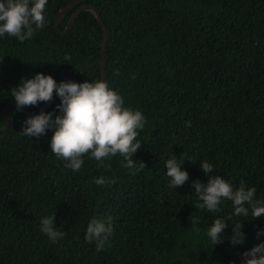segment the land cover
I'll return each instance as SVG.
<instances>
[{"label": "trees", "instance_id": "obj_1", "mask_svg": "<svg viewBox=\"0 0 264 264\" xmlns=\"http://www.w3.org/2000/svg\"><path fill=\"white\" fill-rule=\"evenodd\" d=\"M71 1L48 0L46 24L31 39L0 36V128L4 109L8 119L0 132V264H242V254L264 242L258 235L264 217L252 219L250 211L227 220L233 212L227 200L214 214L199 209L191 184L219 175L234 189L241 182L255 187V199L264 203V0L82 2L97 9L106 31L104 82L124 107L145 117L133 160L146 167L135 174L119 154L103 165L86 155L73 171L51 151L53 129L40 137L20 134L43 102L7 107L15 102L12 88L38 72L99 81L103 32L93 13L81 11L65 33L54 27ZM75 8L62 16L60 30ZM58 104L54 94L41 112L54 119ZM174 155L184 159L188 180L170 189L165 164ZM204 161L212 173L203 172ZM100 177L117 182L98 186ZM53 214L66 233L55 243L40 224ZM108 216L114 230L98 252L85 239L87 225ZM194 217L200 224H192ZM217 218L229 227L221 243L209 245L207 231ZM237 221H244L245 241L232 245Z\"/></svg>", "mask_w": 264, "mask_h": 264}, {"label": "clouds", "instance_id": "obj_2", "mask_svg": "<svg viewBox=\"0 0 264 264\" xmlns=\"http://www.w3.org/2000/svg\"><path fill=\"white\" fill-rule=\"evenodd\" d=\"M47 3L48 0H0V36L7 34L16 37L20 42L33 38L36 31L46 24L44 11ZM2 62L3 58H0V63ZM114 75H119V70ZM54 94L60 99V104L57 105L60 114L54 119L51 112H40L27 117L25 126L20 131L21 135L40 137L48 129H53L50 137L51 151L56 157L68 161L66 167L73 171L80 170L86 155L103 165L106 159L119 154L126 160L123 166L132 174L146 167L143 161L137 163L133 160L141 145L137 142V136L139 130L145 126V117L139 110L124 107L122 96L109 88L106 82L92 83L86 80L83 83H57L51 75L38 72L31 78H22L11 90L17 110L41 102L47 103L53 99ZM186 126L190 127L191 122H186ZM183 160L181 157L178 160L174 155L166 161L170 189L182 186L188 180L187 171L180 167ZM199 166L206 175L214 170V166L207 161ZM94 182L98 186H105L117 181L100 177ZM191 188L195 189L200 201L195 205L199 209L214 214L220 210L222 202L227 200L231 201L233 208L227 220L248 217L250 211L252 219L264 217V203L255 199L256 188L248 187L244 182L234 189L224 178L212 175L206 184L199 180L192 181ZM54 216L55 214L43 217L40 222L41 231L53 243L66 234L54 225ZM244 221H237L231 226L232 231L228 238L232 245L244 243ZM191 222L198 225L201 220L194 217ZM112 225L111 216L94 217L87 225L86 241L95 242L96 251L103 250L113 233ZM228 227L229 224L224 219H215L207 231L209 245L221 243V234ZM261 234L264 233H258ZM242 256V264H264V242L255 244Z\"/></svg>", "mask_w": 264, "mask_h": 264}, {"label": "water", "instance_id": "obj_3", "mask_svg": "<svg viewBox=\"0 0 264 264\" xmlns=\"http://www.w3.org/2000/svg\"><path fill=\"white\" fill-rule=\"evenodd\" d=\"M84 0H72L71 2L67 3L66 5H64L63 7H61L57 13V15L55 16V20H54V27L57 31L65 33L72 25V23L74 22L76 16L83 10H90L93 15L95 16L97 22L99 23V25L101 26L102 32H103V37H102V45L100 48V55H99V76L100 79L99 81H104V61H103V52H104V47H105V42H106V31L104 28V25L102 23V20L100 18V15L97 11V9L91 5V4H82ZM76 7L74 9V11L70 14L64 28L62 30L59 29L58 25L60 22V19L62 18V16L71 8ZM53 78L54 77H58L61 80H63L64 82H77V83H83L84 81H77V80H72L69 79L57 72L50 74ZM50 101L47 103H44L43 105H41L38 110H37V114H39L41 112V110L45 107H47L49 105ZM12 105H16V102H12L11 104H9L7 107H10ZM3 120H4V125L0 128V132L3 131L4 129L7 128L8 126V119L6 116V109L3 110Z\"/></svg>", "mask_w": 264, "mask_h": 264}]
</instances>
